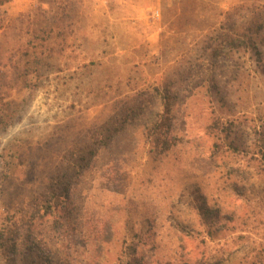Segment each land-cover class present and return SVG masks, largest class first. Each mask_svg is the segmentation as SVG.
<instances>
[{
	"label": "rangeland",
	"instance_id": "obj_1",
	"mask_svg": "<svg viewBox=\"0 0 264 264\" xmlns=\"http://www.w3.org/2000/svg\"><path fill=\"white\" fill-rule=\"evenodd\" d=\"M263 145L264 0H0V264L264 255Z\"/></svg>",
	"mask_w": 264,
	"mask_h": 264
},
{
	"label": "trees",
	"instance_id": "obj_2",
	"mask_svg": "<svg viewBox=\"0 0 264 264\" xmlns=\"http://www.w3.org/2000/svg\"><path fill=\"white\" fill-rule=\"evenodd\" d=\"M229 49H231V48H228V49H226L227 51H229ZM233 68V67H232ZM214 122H216V121H214ZM213 126H214V124H213ZM211 127H212V125L210 126V131H212V129H211ZM255 129V134L256 135H258L259 134V132H258V128H254ZM159 130V126L158 127H156L155 129H153V131H158ZM211 134H212V132H211ZM223 135H224V140L223 139H221L222 138V136H220V135H215L213 138H214V140H215V145H217V144H219L220 142H224V143H227V145L231 148V149H236V150H238V151H240L241 149H243L246 145H245V143H243V142H240L238 145H236V144H234V139L232 140L231 139V137H230V135H229V133L228 132H226V133H223ZM240 139H242V138H240ZM156 141V143H157V145H162V146H166L167 145V140L165 139V140H162V136H160L158 139H156L155 140ZM240 141H242V140H240ZM155 143V144H156ZM263 148H264V145H263ZM263 155V157H264V151H263V153H262ZM255 161H257V160H255ZM54 196H56V194L55 193H52V198H54ZM198 212H199V216L203 219V220H208V219H210V214H209V209H208V207L205 205V202H201V203H199V205H198ZM208 235L211 237V238H213V237H215V232L212 230V228H210L209 230H208ZM255 252V251H254ZM261 251H259V252H257V253H255V255L254 256H252V257H250V258H247V256H245L240 262H239V264H264V255H262V253H260ZM229 256H231V254L229 255ZM228 258H231V257H227V259ZM133 260H134V262H133ZM133 260L132 259H129L128 257H126V256H118L116 259H115V261L112 263V262H110L109 260H105L104 261V264H150L148 261H145V259L143 258V259H137V258H133ZM136 260V261H135ZM46 262L47 263H49V261H47L46 260ZM224 263V260H218L217 262H214L213 264H223ZM49 264H52V263H49ZM101 264V263H100ZM185 264H211V262L210 261H208V262H202L201 260L200 261H197L196 263H185Z\"/></svg>",
	"mask_w": 264,
	"mask_h": 264
}]
</instances>
